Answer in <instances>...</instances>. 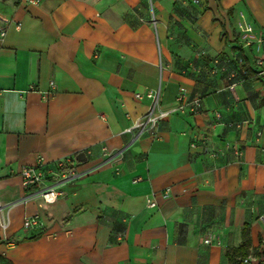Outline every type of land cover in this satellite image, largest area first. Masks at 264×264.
I'll return each mask as SVG.
<instances>
[{"label":"crops","instance_id":"0c3cea01","mask_svg":"<svg viewBox=\"0 0 264 264\" xmlns=\"http://www.w3.org/2000/svg\"><path fill=\"white\" fill-rule=\"evenodd\" d=\"M40 2L0 0V264H229L245 227L264 264V0ZM150 90L171 113L138 136ZM67 157L64 196L29 197L22 169Z\"/></svg>","mask_w":264,"mask_h":264},{"label":"built area","instance_id":"2783aa9c","mask_svg":"<svg viewBox=\"0 0 264 264\" xmlns=\"http://www.w3.org/2000/svg\"><path fill=\"white\" fill-rule=\"evenodd\" d=\"M29 5H38L40 4V0H24ZM19 29V26L17 27ZM252 27L248 26L245 29L246 33L252 32ZM2 40L5 37V33H2ZM264 43V35L261 37L260 43ZM252 43L251 39L246 40V44L250 45ZM225 63V61H224ZM221 63L220 60L215 61V65L217 66L214 71H218V68L222 69V71L227 70V66ZM224 64V65H223ZM239 65L242 67V60H240ZM256 66H258L257 75L259 79L264 78V58L258 59L256 61ZM236 76V72H232L230 74V79H233ZM235 84L231 86V90L234 91ZM51 87L56 88L54 82H51ZM151 99L150 106L147 110V113L136 120L134 127L128 132L134 133L137 131V135L148 134L156 137L159 123L165 119L171 112L162 111L161 110V92L160 90H150L145 95L141 93H136L135 98L143 99V97ZM178 108L175 111H188L190 114H198L201 112V99H195L193 102H187L186 90L181 88L178 95ZM219 116V115H218ZM103 154L107 158H109V153L107 148H103ZM120 160V159H119ZM73 158L67 157L66 159H62L54 165L53 168H45V163L40 161L39 165L36 167H25L21 171L22 175V186L28 193L29 197H41L43 201L47 204H54L60 197L64 196V192L61 189L62 185L71 181H74L78 177L77 171L73 166ZM165 199H168L169 191L163 194ZM157 202L155 200H150L148 202V206L150 208L157 207ZM39 225L38 218L26 217L24 221V229H32ZM206 244H211L212 240L207 239L205 241ZM249 262V259L246 260Z\"/></svg>","mask_w":264,"mask_h":264},{"label":"trees","instance_id":"16d2710c","mask_svg":"<svg viewBox=\"0 0 264 264\" xmlns=\"http://www.w3.org/2000/svg\"><path fill=\"white\" fill-rule=\"evenodd\" d=\"M219 60L221 63H224L225 61L224 64L227 66V70L225 72L229 77L232 72L234 71L236 72V76L230 80L238 79L239 75H242L243 73H245L243 68L239 66L238 63L237 64L235 63L234 68H233L230 66L228 60H221V59ZM214 63H215V60H214ZM216 67L217 66L215 65L213 69H216ZM242 236H243V241L240 244V246L238 248H233V249L228 250L227 256L229 259V264H246L247 263L246 260L248 259V256H249L248 249L250 246V236L248 234V227H245L243 229ZM3 262H4V259L0 256V263H3ZM4 264H7V263H4Z\"/></svg>","mask_w":264,"mask_h":264}]
</instances>
